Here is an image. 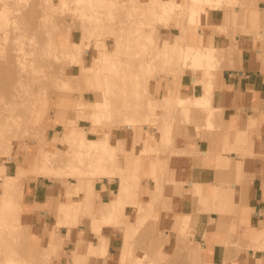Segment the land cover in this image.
I'll return each instance as SVG.
<instances>
[{
    "label": "rangeland",
    "instance_id": "1",
    "mask_svg": "<svg viewBox=\"0 0 264 264\" xmlns=\"http://www.w3.org/2000/svg\"><path fill=\"white\" fill-rule=\"evenodd\" d=\"M200 1L186 0L187 6H184L177 3L176 0H149V2L145 4L140 3L139 0H0V7L2 8L0 9V27L2 26L5 28V25H7V29L5 28V30L1 27L0 33L2 32L3 34L1 33V35L8 37H6L7 39H4L5 37L3 36L0 38L1 42L3 41L2 39H4V44L2 43V46L5 48L8 46L7 51L4 50L5 48L3 47L0 49L2 50L0 56L4 57L5 51L11 53L10 51L13 48L11 46L14 44L13 42H15L13 46L16 51L13 55H10V60L18 55H23L21 57L26 60L25 62L29 60L23 66V69L33 70L34 67L40 71L37 73L38 71L36 72L34 69L36 72H34L35 76H30L29 78L32 77L30 84H28V86L25 85L27 89L29 88L34 92L31 91V93L29 89L26 90V88L23 87L25 88L26 95L29 94L27 98L31 95L32 98H35L37 103L33 98L34 101L31 100L32 104H28L29 107L26 108L28 105L25 103L26 109L22 107L23 105H19L20 110L24 108L21 112V120H19L18 117L12 120L9 118L0 120V126L14 124V122H16L18 126L11 134L8 133L10 134L9 136L6 133L7 135L5 134V136L7 137H2L4 133H0V138L2 137L0 139V195H2V190L5 186L9 188V190L6 187L4 188L5 192L8 190L6 193L12 192L13 195H17L14 197L11 193L12 196L7 194V204H3L7 206L3 208V205H0V208L2 207L3 210L7 211H4V214H6L5 216H9L5 218L4 214H0V225L1 221L4 223L6 221L8 224L2 223L3 226H1L0 231L2 227L4 229V225L8 227H11L10 225L13 227L20 225L19 227L16 226V230L15 228L13 229V227H11V230L5 227V229L8 228L9 230L6 229L0 232V259H3H1L0 264H11L10 259H14L13 257L19 260L16 261L14 259L17 264L18 262L19 264H54V258L57 256L56 249L62 248L64 243L61 235L57 232L58 229L63 225L72 229V227H76L80 223L87 224L89 220V229L94 233H99L102 237H106L102 233L104 226H122L125 230V238L119 250L123 251L124 249L127 255L123 260L119 261L118 250L117 255L110 257L109 255H99L95 258L94 262L91 261V263H87L88 260L94 258V256L88 252L90 246H87L85 253H79L76 247L72 252H65V256L71 253V264H107L109 259V264H206L201 259V245L195 243L193 240L194 231L191 228L192 226L189 219L184 223L181 231L177 235L172 237L166 235L163 217L160 214V211L166 210L167 202V199L163 196L164 186L169 183V178H162L165 176V167L161 165L159 161H152L148 175V177L151 178H137V173H143V169H141V161L143 158L147 159L152 155L160 157L169 152L171 141L176 135L173 134L174 129L177 132L185 125H192L194 127V125L200 124L199 130L194 127V131L197 136L202 137L206 130H212L218 125V116L216 117L218 113L212 106L213 80L211 83V80L208 79L210 76L208 73L214 75L216 69L219 67L217 64L219 50L216 47L201 48L198 46L193 48L186 46V50H188V47L189 51L192 50V52H190L192 54H190L189 57L187 56L188 60H186L185 54L188 51H184L185 47L182 48L185 45L183 37H181L182 40L176 39L177 41L181 40V45L178 46L179 43L175 38L172 39L173 36H169L171 33H169L170 31L167 29H172L176 25H179L182 27V31L184 29L186 30L187 26H192L193 30H197L199 29V25H201L200 23L207 22L212 9L222 8L226 11L234 12L235 7L240 6V9L243 10L245 14H248L253 8L248 5L250 0H210L212 5H219L218 7L213 5L215 8L210 7L212 5L209 4L210 2H207L208 0H206L208 4H205L206 2L202 3V0ZM256 1L258 2L259 0ZM93 2L97 4L93 5ZM98 3H100V5H98ZM200 3H202V6L205 4L204 7H208V10L205 11L203 7H197L198 5L196 4L200 5ZM24 7H26V9ZM197 9H203L202 12L205 15H202L203 13L200 12V10L199 13L196 12L198 11ZM26 10L29 13L25 12ZM162 11H165L166 14L161 13ZM23 13L26 14L25 18L24 16L20 17ZM30 13L31 16H29ZM71 13L74 15L76 13L86 15L94 14V17L91 15L90 18H95L94 20L97 21L98 24H95V22H93L94 20L90 21L87 18H83V20L82 17L80 18L79 14L75 15L73 18V14L71 15ZM169 15L171 17H169ZM199 15H202L201 18H199ZM26 16L28 19H26ZM203 16L206 18L205 22L197 20H204L205 18H203ZM22 18L23 20L26 19L24 20L25 22ZM192 18L195 21H193ZM156 19L158 20L156 21ZM136 20H138V22ZM13 21L16 22H14L16 25L12 23ZM82 22H87L84 23V26L88 24L86 28H83L84 26L81 28ZM18 23H20L19 26H23H21V28H24V33L22 29L18 28L19 26L17 27ZM23 23H26V25ZM10 24L11 26L9 27L8 25ZM113 24H116L115 28ZM143 24L145 27H143ZM12 25L14 26L13 29ZM95 25H98L97 29ZM133 25L139 27L136 26V28ZM15 26L23 33L22 35ZM104 26L106 30L108 28L107 31ZM110 26L113 29H111ZM162 26L165 28L167 27V29H162L164 28ZM55 27L56 29H54ZM158 28L161 32L162 30L168 31L167 34H169L165 35L166 39H159V41L166 40L167 43L162 42L161 44V41H158L157 38H159L160 35ZM43 29L46 32L42 31L41 34V30ZM79 29L81 30V36L83 35L85 38L80 37L81 41L79 39ZM84 29L86 32L83 31ZM7 30L8 32H5ZM33 30L35 32V34H33L35 36L33 39L34 42L35 40L39 42L40 40L38 39H41L40 37L50 39L49 42L48 39L42 38L45 41L42 42V40L41 42L46 44L42 46L41 42H39L41 44L37 42L39 44V49L43 46V48L46 49L45 51L41 48L42 51L45 52L44 56L41 49H36L38 45L36 46L32 43V37L34 36H30L31 41L27 39L29 38L27 36L29 34L31 35ZM144 31H147V34L144 33ZM7 33H9V35H6ZM13 33H15V35L19 33L17 35L20 36L27 34L25 35L27 38L21 37L22 40H27L23 41L24 44H22L23 42L21 39L17 41V43L15 41L16 39L11 41L13 37L16 38ZM36 33H38L37 35L39 36L37 39L36 37L38 36H36ZM45 34L48 36H45ZM49 34H51L52 38ZM20 36L17 38H20ZM78 40L80 46L76 47L73 44H75V42L77 43ZM173 40L176 41L174 43L176 46L173 45ZM5 41L8 43L6 44ZM28 41L29 44L36 47L31 45L33 47L32 49ZM157 41L164 47L158 46ZM170 41L172 44L170 43L171 45L168 46ZM9 42L12 44H9ZM26 42L28 48L25 46ZM110 42H113V46L111 47L115 49L108 47V43ZM130 42L131 44L129 45ZM23 46L26 48L25 50L21 48ZM171 46L173 48H171ZM86 47H88L87 50H85ZM29 48L31 49V53L30 51H26L29 50ZM198 48L200 50L203 49V53H199L200 50H198ZM20 49H22L23 52H29L30 56L26 53L28 58H25L26 56L22 54L23 52H21ZM19 50L21 54H19ZM38 51H41V53H38ZM196 51L199 54L196 53ZM12 52H14V49ZM9 53L5 54V58ZM193 53L196 54L195 57L198 58L197 60L199 63H202L203 59L205 63L208 61L207 65L201 66L203 69L211 63L213 66H208L209 68H205L206 70L193 69L195 66H192V61L196 59L195 57L194 59L192 58L191 55H193ZM180 54H184L183 58L185 60L179 59L180 56H183ZM187 54H189V52ZM200 54H203L202 57ZM39 55H42V59L39 58ZM149 55H151V57ZM173 55H176L174 61L180 64H176L173 61ZM13 56L15 57L13 58ZM203 56H205V58ZM145 57L147 61H143ZM207 57H210L212 60ZM5 58H3V61H1L2 58H0V64H3ZM32 59L37 62L32 61ZM189 59L192 60H190L192 62L191 64ZM205 59L208 60L206 61ZM6 60H8V57ZM180 60L184 61L183 64L185 65L181 64L182 61ZM170 61L174 62L171 63L172 65L175 64L173 67H171ZM46 62H49L46 65H49L48 67L44 66ZM163 63L165 64L164 67ZM144 64L148 65L143 66ZM187 64L193 67L192 72L195 75L198 73L200 75V73H202L200 77L195 79V85L202 89V93L194 97L178 93L177 97L174 99L172 97H158V87L153 88L154 80L158 78V76L163 80L167 79L169 76H171L173 80H179L182 72L190 67H187ZM3 66L0 65L2 70L6 71L8 69L6 68V62L4 69ZM201 67H197L196 64V68ZM1 68L0 71L3 72ZM8 71L10 72L8 73ZM6 72L8 77L5 73L4 75L6 77L2 74L3 80L6 79V81H8L7 79L13 75V71L8 69ZM176 73H178V76ZM10 79L12 80V78ZM211 79L213 78L211 77ZM26 81L27 80L24 82L26 83ZM26 95H24V97ZM21 98L22 97L19 99L18 97L16 102L20 103V101L26 99L28 103L29 98L27 99L25 97L22 98V100ZM196 101H200L199 107L196 105L194 107ZM41 104L44 106L41 110L43 122L42 124L40 122V126L39 124L36 126L32 114H34V106H41ZM80 106L83 107L81 112L78 110ZM94 112L98 114L104 112L107 117L103 122H99L98 124L94 122L90 123V119L94 120ZM59 113H63L69 120L56 119ZM57 123H62L64 127L56 128ZM70 124L75 125L76 128L82 132L68 127L67 125ZM145 126L148 127V131L145 132L144 146L140 148L135 142L130 153L126 152L120 140H113L110 133H104L109 130L127 127L133 128L135 132L137 129H143ZM153 128H157L159 132L158 135L152 134L151 131ZM70 133H72V139L67 144H62L61 141ZM243 138L242 135L239 136L240 142H242ZM109 139H111L112 143H109V146L105 147L104 145ZM107 148H109V151L115 148L118 149L119 155H124L127 159L125 162L127 161V163H129L131 159L133 172L130 173L126 165L125 169L129 172L126 173L124 169L120 167V161L115 162L116 159L112 160L114 158L110 157L111 155L108 154ZM135 164H137L138 169L135 168ZM116 175H119L121 180L118 190L120 191L123 185H125L126 188L121 195L117 193L116 197L111 202L102 203L99 209V218H96L93 214L94 184L104 176L113 177ZM40 176L49 178L57 184L67 185V195L70 192V188H74L75 185L79 187V191L74 196H71L67 202H59L56 205V223L49 229H45L42 233L43 239L38 240L32 233L31 220L25 216L23 199L25 185H28L31 181L36 180ZM4 179L8 180V182L11 181L12 184H16V186H14L17 191L11 184H9L11 188L7 186L8 182L5 183ZM148 179H151L154 184L152 185L149 183ZM143 180H147V183L143 184ZM236 182L238 183L239 180ZM198 186L199 185H196L195 189L198 188ZM12 188L14 190H12ZM218 192L219 189H216L213 193L214 200L220 199L221 195L224 194V191L220 190L219 196L216 198ZM146 194L149 196L150 200L143 202L140 196L144 195L145 197ZM9 196L13 197V200L15 198L17 199L13 201ZM1 199L2 198H0V200ZM145 200L147 199L144 198V201ZM17 202L20 203L18 207L17 204L15 207L19 208L18 210L14 209L15 203ZM9 207L18 212L19 218L16 212L17 218L15 217L14 211L10 210ZM3 210L0 212L3 213ZM12 215L18 221L12 218ZM81 220H83V222ZM21 226L24 230L21 229ZM23 231L25 233H23ZM12 232L13 234L11 235ZM2 234L6 238L2 237ZM231 235H236V237H239V241H241V243L237 241L235 245L237 249H264V244L257 245L255 243V236L260 235L264 238V227L247 230L244 233V237L247 240L235 230L231 231ZM12 236L16 238L13 239ZM7 237H9L10 240H8ZM19 239L21 243L22 240H24V243L20 244ZM69 242L70 241L66 242V244ZM14 245H18V247ZM25 246H27V248H25ZM23 252H25V254ZM194 252L195 254L198 252L199 255H195ZM21 255H23V258ZM196 256L199 257V259ZM19 257H21V261L18 259ZM22 259H25V261H22ZM114 259L115 261H113Z\"/></svg>",
    "mask_w": 264,
    "mask_h": 264
},
{
    "label": "crops",
    "instance_id": "2",
    "mask_svg": "<svg viewBox=\"0 0 264 264\" xmlns=\"http://www.w3.org/2000/svg\"><path fill=\"white\" fill-rule=\"evenodd\" d=\"M139 2L145 4L149 0ZM176 2L186 5V0ZM248 5L253 8L248 14L240 6H236L234 12L212 9L207 23L199 25L197 30L187 26L184 34L179 25L169 28L175 39L183 36L185 46L216 47L219 50V67L215 71L212 93L218 125L206 130L204 138L195 134L192 125H185L177 132L174 129L176 135L169 152L160 157L143 158V173H137V178H151L148 175L152 161H159L165 167L162 178H169V183L164 186L163 196L167 202L166 210L160 214L166 235H177L189 219L194 231L193 240L201 245V259L206 264H264V249H237L235 245L239 237L231 235L235 230L246 239L244 233L247 230L264 227V6L256 0H250ZM166 31H162L163 37L167 35ZM108 44L109 48L115 49L111 47L113 42ZM198 76L191 69H185L179 80H173L171 76L163 80L158 76L153 88L158 87L160 98L174 99L178 93L198 96L202 93V89L195 85ZM57 118L69 120L63 113ZM59 127L64 125L57 123L56 128ZM146 131L147 126L135 132L127 127L104 133H110L113 140H120L130 153L135 142L140 148L144 146ZM151 132L159 134L157 128ZM240 135L244 137L242 142ZM125 160L126 157L121 155L120 167L129 173L125 169L127 165L132 173L131 159L129 163ZM120 181L119 175L104 176L96 181L94 217L99 218L102 203L111 202L116 197ZM148 182L154 184L151 179ZM142 183L146 184L147 180ZM196 185H199L197 190ZM67 188V185L43 176L25 185L24 212L31 220L36 239H43L44 230L56 223V205L69 200ZM216 189H219L216 198L220 190L224 191L218 200L213 198ZM140 198L143 202L150 200L147 194ZM89 221L72 227L69 238L66 237L68 226L58 229L64 243L62 248L56 249L54 264H71V253L65 256V252H72L77 247L85 253L90 241L96 240L89 229ZM124 231L122 226L103 227L102 233L109 241V257L117 255L122 247Z\"/></svg>",
    "mask_w": 264,
    "mask_h": 264
},
{
    "label": "bare ground",
    "instance_id": "3",
    "mask_svg": "<svg viewBox=\"0 0 264 264\" xmlns=\"http://www.w3.org/2000/svg\"><path fill=\"white\" fill-rule=\"evenodd\" d=\"M197 1H198V0H197ZM199 1H200V0H199ZM200 2H201V1H200ZM204 2H206V0H202V3H204ZM207 2L209 3L210 0H208ZM207 2H206L205 4H208ZM259 2H260L261 4H263V6H264V0H259ZM202 3H200V5H199V4H196V5H198L197 7H199V8H202V7H203L205 11L208 10V9H207L208 7H206V8L204 7L205 4H203L204 6L201 5ZM94 4L96 5L97 3L93 2V5H94ZM209 4H211V2H210ZM98 5H100V3H98ZM211 5H212V4H211ZM213 5H215V4H213ZM213 5L210 6V7H214ZM216 6H217V5H215V7H216ZM218 6H219V5H218ZM218 6H217V7H218ZM195 7H196V6H195ZM215 7H214V8H215ZM24 8L26 9V7H24ZM0 9H2V8L0 7ZM25 9H24V10H25ZM24 10H23V11H24ZM197 10H198V11H196V12L199 13V10H200V12H202L203 9H202V10H201V9H197ZM25 12L29 13L27 10H26ZM25 12H24V13H25ZM24 13H23V14H24ZM161 13L166 14L165 11H164V12L162 11ZM198 13H197V14H198ZM202 13H203V12H202ZM23 14H21L20 17L24 16V18H25V15H26V14H24V15H23ZM72 14H73V13H71V15H72ZM77 14H79V15H80V18L82 17V19H83V18H84V19L87 18V19H89L90 21H92V20L95 19V18H93V17H94V14H91V15L93 16V17H92L93 19L90 18V17H91L90 14H89V15H86V14L76 13L75 15H77ZM28 15H29V14H28ZM73 15H74V14H73ZM73 15H72V17L74 18L75 15H74V16H73ZM79 15H78V16H79ZM202 15H205V14L203 13ZM202 15H201V16H202ZM29 16H31V13H30ZM201 16L199 15V18H201ZM20 17H19V18H20ZM69 17H71V16H69ZM169 17H171V16L169 15ZM157 18H158V17H157ZM194 18H195V17H194ZM203 18H205V17L203 16ZM20 19H21V18H20ZM26 19H28L27 16H26ZM26 19H24V20H26ZM75 19H77V18H75ZM82 19H81V20H82ZM84 19H83V20H84ZM146 19H147V18H146ZM146 19H145V20H146ZM192 19H193V18H192ZM22 20H23V18H22ZM24 20H23V21H24ZM71 20H72V18H71ZM89 20H88V21H89ZM157 20H158V19H156V21H157ZM170 20H172V19H170ZM195 20H196V18H195ZM195 20L193 19V21H195ZM197 20H202V21L205 22V21H206V18H205L204 20H203V19H197ZM17 21L19 22L18 19H17ZM20 21H21V20H20ZM23 21H21V22H23ZM136 21L138 22V20H136ZM136 21H135V22H136ZM147 21H148V20H147ZM149 21H151V20H149ZM202 21H200V22H202ZM14 22H15V21H13L12 23H14ZM24 22H25V21H24ZM79 22H80V21H79ZM93 22H95V24H98L97 21H95V20H94ZM140 22H141V20H140ZM144 22H145V21H144ZM151 22H152V21H151ZM197 22H198V21H197ZM15 23H16V22H15ZM15 23H14V24H15ZM61 23H62V22H61ZM82 23H83V24H82ZM82 23H81V24H82V25H81V28L84 26V23H87V22H82ZM88 23H89V22H88ZM90 23H91V22H90ZM205 23H207V22H205ZM14 24H13V25H14ZM19 24H20V23H18L17 27L19 26ZM23 24L26 25V23H23ZM91 24H93V23H91ZM116 24H117V23H116ZM116 24H113V25H114V28H115V25H116ZM134 24H135V23H134ZM144 24H146V23H144ZM144 24H143V25H144ZM147 24H148V23H147ZM151 24H152V23H151ZM200 24H204V23L202 22V23H200ZM13 25H12V29L14 28ZM15 25H16V24H15ZM68 25H69V24H68ZM71 25H72V24H71ZM86 25H88V24H85V26H84L83 28H86V27H87ZM138 25H139V24H138ZM6 26H7V25H5V28H6ZM8 26L10 27L11 24L8 25ZM21 26H22V25H21ZM21 26H19L18 28L22 29ZM56 26H58V25H56ZM62 26H63V24H62ZM64 26H66V25H64ZM91 26H92V25H91ZM95 26H96V29H97L98 25H95ZM117 26H119V25H117ZM133 26L136 27L137 25H136V26L133 25ZM140 26H141V24H140ZM149 26H150V25H149ZM149 26H148V27H149ZM166 26H167V25H166ZM1 27H2V26H1ZM1 27H0V29H1ZM22 27H23V26H22ZM69 27H70V26H69ZM88 27H89V26H88ZM110 27H111V26H110ZM137 27H139V26H137ZM137 27H136V28H137ZM143 27H145V25H144ZM143 27H140V28H143ZM148 27H147V29H148ZM162 27H164V26H162ZM2 28H3V27H2ZM5 28H3V29L5 30ZM15 28H16V26H15ZM28 28H29V27H28ZM58 28H59V27H58ZM58 28H57V29H58ZM90 28H91V27H90ZM104 28H105V26H104ZM6 29H7V28H6ZM16 29H17V28H16ZM16 29H15V30H16ZM23 29H24V28H23ZM23 29H22V32H23ZM38 29H39V28H38ZM40 29H41V28H40ZM49 29H51V28H49ZM49 29H48V31H49ZM54 29H56V27H55ZM111 29H113V28L111 27ZM162 29H167V27H166V28L164 27V28H162ZM162 29H161V30H162ZM17 30H19V29H17ZM17 30H16V31H17ZM46 30H47V29H46ZM58 30H59V29H58ZM105 30H106V28H105ZM107 30H108V28H107ZM107 30H106V31H107ZM116 30H117V29H116ZM167 30L169 31V29H167ZM0 31H1V30H0ZM36 31H37V30H36ZM42 31H45V30H44V29L41 30V34H42ZM50 31H52V30H50ZM60 31H61V26H60ZM78 31H79L78 33H79V39H80V37L82 38L83 35L81 36V34H80V33H81V32H80L81 30H80V29H79ZM83 31H85V29H84ZM109 31H110V30H109ZM158 31L160 32V35H161V37H162V32L160 31L159 28H158ZM162 31H163V30H162ZM164 31H165V30H164ZM168 31H166V32H168ZM5 32H8V30L5 31ZM9 32L11 33L10 29H9ZM12 32H13V31H12ZM17 32H18V31H17ZM19 32H20V30H19ZM45 32H46V31H45ZM85 32H86V31H85ZM182 32H183V34H184L185 29H184ZM1 33H2V32H1ZM1 33H0V38H1L2 36L5 37L4 39H7V38H8V37L5 36V35H1ZM23 33H24V32H23ZM23 33L20 32L21 35H22ZM31 33H32L31 35L29 34V35L27 36V37H29V38H27V37L25 36V35H27V34H25L24 36H20V35H17V34H19V33H17L16 35H15V33H13L14 36H16V38L13 37V39H12L11 41H13V40H15V39H16V40H15L16 43H17V41H20V39H21L22 42H23V41H26L27 39H30V41H31L30 36H32L33 34H35L34 30H33V32H31ZM48 33H49V32H48ZM48 33H47V34H48ZM50 33H51V32H50ZM83 33H84V32H83ZM144 33L147 34V31H146V32L144 31ZM144 33H142V34H144ZM169 33H170V32H169ZM169 33H168V34H169ZM2 34H3V33H2ZM37 34H38V33H36V36H38ZM47 34H45V36H46ZM54 34H55V33H54ZM168 34H167V35H168ZM6 35H9V33H7ZM39 35H40V31H39ZM43 35H44V34H43ZM49 35L51 36V34H49ZM153 35H154V34H153ZM160 35H159V38H157L158 41H159V39H166V38H165L166 36H164V37L161 38ZM11 36H12V33H11ZM18 36H20V38H17ZM33 36H34V35H33ZM41 36H42V35H41ZM47 36H48V35H47ZM50 36H49V38H50ZM169 36L172 37L173 35L169 34ZM6 37H7V38H6ZM21 37H23V38L26 37L27 39H23V40H22ZM54 37H55V36H54ZM76 37H77V36H76ZM154 37H155V36H154ZM157 37H158V36H157ZM182 37H183V36H182ZM10 38H11V37H10ZM34 38H35V36L32 37V40H33ZM37 38H39V36L36 37V39H37ZM40 38H41V39H38V40H40L39 42H41L45 37H44V38H43V37H40ZM42 38H43V39H42ZM51 38H52V36H51ZM77 38H78V37H77ZM83 38H84V37H83ZM155 38H156V37H155ZM179 38H180V37H179ZM4 39H2V40H3L2 42H1V39H0V49H2V47H3V46H2V43L4 42ZM45 39H48V38H45ZM53 39H54V38H53ZM84 39H85V38H84ZM84 39H82V40H84ZM167 39H169V38H167ZM170 39H171V38H170ZM172 39H174V37H173ZM183 39H184V38H183ZM175 40H176V39H175ZM178 40H179V39H178ZM181 40H182V39H181ZM181 40H180V41H181ZM6 41H7V40H6ZM6 41H5V42H6ZM9 41H10V39H9ZM44 41H45V40H43L42 42H44ZM48 41L50 42V39H48ZM80 41H81V39H80ZM126 41H127V40H126ZM158 41H157V42H158ZM160 41H161V44H162V42H163V43H167L166 40H163V41L160 40ZM160 41H159V42H160ZM164 41H165V42H164ZM168 41H169V40H168ZM176 41H177V40H176ZM176 41L173 40V42H172L173 45H174V43H175ZM180 41H177L179 44L176 43V44H178V46L181 45V44H180V43H181ZM35 42H36V43H35ZM35 42H34V40L32 41V43H34V45H36V46L38 45L37 48H36L37 50H40L41 48L44 47V46H43V47H40V49H39V44H41L42 42L39 43V42L36 41V40H35ZM37 42H38L39 44H38ZM46 42H47V41H46ZM159 42H158V46H160V47H164L163 45H160ZM7 43H8V42H6V44H7ZM13 43H14V44H12V43L9 42V44H12L11 47H13V48L11 49V51H10V48H9V51H10L11 53L6 52L8 46H6V48L3 47V48H5L4 50H6V51H5V54H6V53H9V54H7V56H6V58L8 57V60H6V58H5V54H4V57H3V56H2V57L0 56V58H2L1 61H3V58H5V59H4L5 61L3 62L4 66H5V62H6V68L12 70L13 73H12V72H11V73L14 75V76H13V75L10 73V74L13 76V77L10 76V78H12V80L9 78V79H7L8 81H6L5 77H6V76L8 77V74H7V72H6L8 69L5 71V70H2V68L0 67L1 70L3 71V72L0 71V77L2 76V77L0 78V93H1V95H0V120H5L6 118H9L10 120H12V119H15L16 117H18L19 120H21V119H22V118H21V112H22V110H24V108H25L26 105H28V104H32L31 100H33V98H34V97L32 98L31 95H30V97H28L29 99L27 98V95L29 96V94L26 95L25 88H26V90L29 89V88L27 89V86H28V84H30L31 78L35 76L34 74H35L38 70L35 69L34 67H33V70L23 69V66L29 61V60H27V62H25L26 60L23 59V57H21V56H23V55L20 56V55L17 54L18 56H16V57L13 56V58H14V57H15V58L10 60V55H13V54L15 53V51H16L15 47L13 46V45H15V42H13ZM73 43H74V41H73ZM77 43H78L79 45H78ZM77 43L75 42V44H73V45H75L76 47H79V46H80V42H79V40L77 41ZM170 43H171V41L169 42V45H168V46H170V45L172 44V43H171V44H170ZM3 44H4V43H3ZM6 44H5V45H6ZM18 44H19V42H18ZM18 44H16V45H18ZM22 44H24V42H23ZM28 44H29V41H28ZM28 44H27V42H26V43H25V46L28 45ZM49 44H50V43H49ZM49 44H48V45H49ZM76 44H77V45H76ZM130 44H131V42L129 43V45H130ZM19 45H20V44H19ZM29 45L31 46L32 44H29ZM42 45H46V44H43V43H42L41 46H42ZM48 45H47V46H48ZM124 45H125V43H124ZM127 45H128V44H127ZM164 45H165V44H164ZM32 46H33V45H32ZM32 46H31V47H32ZM36 46H33V47H36ZM47 46H46V47H47ZM75 46H73V47H75ZM165 46H166V45H165ZM174 46H176V45H174ZM9 47H10V45H9ZM17 47H19V46H17ZM17 47H16V48H17ZM33 47H32V49H33ZM184 47H185L184 51H188V52H189V54H187L188 52L186 53L187 55L185 54V58H186V60H188L187 58L189 57L190 54H192V53H190V52H192V50L189 51V47H188V50H186L187 48H186L185 45H184L182 48H184ZM21 48H23V50H25L26 48H28V46H26V48H25L24 46L21 47ZM124 48H125V47H124ZM171 48H173V47L171 46ZM174 48H176V47H174ZM193 48H196V47H193ZM201 48H202V47H201ZM13 49H14V52H12ZM81 49H82V48H81ZM87 49H88V47H86L85 50H87ZM176 49H177V48H176ZM179 49H180V47H179ZM190 49H192V48H190ZM20 50H21V52H23L22 49H20ZM20 50L18 51L19 54H21ZM37 50H36V52H37ZM43 50L46 51L45 48H43ZM76 50H79V49H76ZM182 50H183V49H182ZM194 50H195V49H194ZM198 50H200V49L198 48ZM26 51H30V53H31V49H30V48H29V50H26ZM26 51L23 52L22 54H24V56H26V53H28L29 56H30V53H29V52H26ZM33 51H35V50H33ZM41 51H42V49H41ZM41 51H38V53H39V52L41 53ZM200 51H201V52H200ZM200 51H199V53H203V49L200 50ZM0 52H2V50H0ZM3 52H4V51H3ZM36 52H35V53H36ZM33 53H34V52H33ZM42 53H43V56H44V53H45V52L42 51ZM151 53H152V52H151ZM184 53H185V52H184ZM196 53H198V52L196 51ZM199 53H198V54H199ZM1 54H2V53H0V55H1ZM28 54H27V55H28ZM198 54H197V55H198ZM35 55H36V54H35ZM180 55H183V56H180V57H182V58L179 57V59L185 60V59L183 58V57H184V54H180ZM193 55H194V56H193ZM193 55H191V56H192V58L194 59V57H195L196 54L193 53ZM200 55H201V54H200ZM202 55H203V54H202ZM202 55H201V57H202ZM204 55H205V54H204ZM32 56H33V54H32ZM37 56H38V54H37ZM41 56H42V55H39V58H40V59H42ZM144 56H145V55H144ZM149 56L151 57V55H149ZM175 56H176V55H173V56H172V57H173V61H174V59H175V58H174ZM177 56H178V54H177ZM187 56H188V57H187ZM191 56H190V58H191ZM35 57H36V56H35ZM150 57H149V58H150ZM152 57H153V56H152ZM172 57H171V58H172ZM198 57H199V55H198ZM203 57L205 58V56H203ZM25 58H28V57L26 56ZM168 58H169V57H168ZM192 58H191V59H192ZM195 58H196V59H194L195 61H192L193 59H192V60L189 59V61L191 60V61L193 62L194 65L192 64V66H195V68H193V67L190 66V64L192 63L191 61H190V64H189V65L187 64V67L190 66V67H191V70H192V68L195 69V70H197V69H198V70H204L205 68L207 69V68L211 67V65L213 66V64L211 63V64H208L209 67L206 66V67H204V69L202 68L203 66L207 65V63H208L207 60L210 59V57H209V58L207 57V58H208L207 60L205 59V60L207 61V63H205L204 59H203L204 62L202 61V63H201V62L199 63L198 60H197L198 58H197V57H195ZM211 58H212V57H211ZM29 59H30V58H29ZM35 59H36V58H35ZM179 59H178V60H179ZM201 59H202V58H201ZM201 59H200V60H201ZM36 60H38V59H36ZM144 60H146V57H145V59H143V61H144ZM169 60H170V58H169ZM169 60H168V61H169ZM178 60H177V61H178ZM182 60H180V61H182ZM200 60H199V61H200ZM210 60H212V59H210ZM210 60H209V61H210ZM1 61H0V62H1ZM32 61H35V60L32 59ZM146 61H147V60H146ZM146 61H145V62H146ZM149 61H150V60H149ZM171 61H172V60H171ZM171 61H170V65H171V67H173V65H175V64L172 65L171 63H174L175 61H174V62H171ZM30 62H31V61H30ZM35 62H37V61H35ZM35 62H34V63H35ZM163 62H164V61H163ZM178 62H179V61H178ZM183 62H184V61H182L181 64H183ZM194 62H197V63H194ZM47 63H49V62H46V64H45V65L43 64V65H44L45 67H48L49 65L46 66ZM50 63H51V62H50ZM146 63H147V62H146ZM168 63H169V62H168ZM175 63H176V62H175ZM185 63H186V62H185ZM198 63H199L200 65H199ZM204 63H205V64H204ZM209 63H210V62H209ZM3 64L1 63L0 65L3 66ZM51 64H52V63H51ZM176 64H180V63H176ZM196 64H197V67H201L202 65H203V66H202L201 68H196ZM146 65H148V64H144L143 66H146ZM164 65H165V64L163 63V67H164ZM183 65H185V64H183ZM183 65H182V67H183ZM4 66H3V69L5 68ZM174 67H175V66H174ZM184 67H185V66H184ZM190 67H188V69H190ZM166 68H167V67H166ZM34 69L36 70V72L34 71ZM38 69H39V67H38ZM173 69H174V68H173ZM175 69H176V68H175ZM206 69H205V70H206ZM40 70H41V69H40ZM9 72H10V71H8V73H9ZM34 72H35V73H34ZM39 72H40V71H38L37 73H39ZM202 72H203V71H202ZM4 73H5L6 76L4 75ZM2 74L5 76V77H4L5 80H3V75H2ZM10 74H9V75H10ZM177 74H178V73H176V75H177ZM198 74H199V73H198ZM201 74H202V73H200V75H199L198 77H200ZM209 74H210V76H209V77L207 76V77H208L209 80H211L210 82L212 83V80H214V77H215L214 75H215V74L213 75V74H211V73H208V75H209ZM33 75H34V76H33ZM132 75H133V73H132ZM211 75H212V76H211ZM30 76H32V77L29 78ZM177 76H178V75H177ZM211 77H212L213 79H211ZM28 78H29V79H28ZM25 80H27V81L29 80L28 83H27V81H26V83H25V82H24ZM11 81H12V82H11ZM23 82H24L25 84H24ZM15 84H17V85H19V86L15 85ZM25 85H27V86H25ZM16 86H17V87H16ZM23 87H25V88H23ZM29 91L31 92V91H33V90L29 89ZM29 91H28V92H29ZM28 92H27V93H28ZM33 92H34V91H33ZM24 93H25V94H24ZM31 93H32V92H31ZM31 93H30V94H31ZM24 95H26L25 97L28 99V103H27V100H26V99L22 100V98H25ZM18 97H19V99H20V97H22V98H21L22 101H20V103H19V102H16V99H17ZM30 98H32V99H30ZM36 99H37V98H36ZM29 100H30V101H29ZM34 100H35V98H34ZM34 100H33V101H34ZM29 102H30V103H29ZM35 102L37 103L36 100H35ZM35 102H34V103H35ZM25 103H26V105H25ZM36 103H35V104H36ZM41 103H42V102H41ZM17 104H18V107H17ZM20 104L23 105L22 107H24L22 110H20V106H21ZM19 105H20V106H19ZM39 105H40V104H39ZM195 105H196L197 107H199V106H200V101H196V103L194 104V107H195ZM27 107H29V105L26 106V108H27ZM43 107H44V106H42V104H41V106H37V105L34 106V111H33L34 114H32V118H33L34 122L36 123V126H37L38 124H39V126H40V122H41V124H42V122H43V118H42V114H41V110L43 109ZM26 108H25V109H26ZM78 110L81 112V111L83 110V107L80 106ZM78 110H77V111H78ZM197 110H198V109H197ZM93 116H94V118H93L94 120H91V119H90V123H91V122H94V123H97V124H98L99 122H103V121L106 119V117H107V115H106L104 112H101V114H98L97 112H94V113H93ZM190 120H191V119H190ZM95 121H96V122H95ZM166 121H167V120H166ZM169 123H171V122H169ZM75 124H76V123H75ZM97 124H96V125H97ZM168 125H169V124H168ZM39 126H38V127H39ZM67 126L70 127V128H73L74 130H76V131H78V132H82V131H79L78 128H76L75 125L70 124V125H67ZM200 126H201L200 124H199V125H194L195 129H198ZM17 127H18V126L16 125V122H14V124H10V125L8 124V125L0 126V133H1V134L4 133V136L2 135V137H7V136H5V134H6V133H7V134H8V133L11 134V133H12ZM83 127H84V126H83ZM107 127H108V126H107ZM89 128H90V127H89ZM91 128H92V127H91ZM198 130H199V129H198ZM1 134H0V135H1ZM7 134H6V135H7ZM10 134H8V136H9ZM97 134H103V133H97ZM2 137H1V138H2ZM1 138H0V139H1ZM71 139H72V133H70L65 139H63V140L61 141V143H62V144H67ZM109 143H110V144L112 143V142H111V139H109V140L106 142V144H105L104 146H105V147L109 146ZM56 145H57V144H56ZM1 146H2V145H1ZM1 149H3V148H1ZM108 149H109V148H107L108 154L111 155V156H110L111 158H114V159H112V160H115V159H116L115 162H116V161H120V157H119L120 155H119V153H118V149H116V148H115V149H111V151H109ZM0 153H1V151H0ZM2 154H3V153H2ZM111 158H110V159H111ZM115 162H114V164H115ZM112 163H113V162H112ZM4 181H5V183L8 182V180H6V179H4ZM15 183H16V182H15ZM9 184H11V186L17 191V189L15 188L16 184H12L11 181L8 182L7 186H10ZM14 185H15V186H14ZM11 186H10V188H11ZM17 186H18V182H17ZM19 186H20V185H19ZM5 187H6V186H5ZM5 187H3V190H2L3 193H2V195H0V198H2V199L0 200V205L7 204V203H6V202L8 201V200H6V199L8 198V197H7V196H8L7 194H10V193H11V194L13 195V193L10 192V191H12V190H14V189L12 188V190L9 191L10 193H6V192L9 190V188L6 187V188H8V190H6V192H5V190H4ZM125 188H126V186L123 185L122 188H121V190H120V191L118 190L117 193H118L119 195H121V193L125 190ZM78 191H79V187H78L77 185H75L74 188H70V192L68 193L67 197L70 198L71 196H74ZM11 194H10V195H11ZM15 194H16V192H15ZM12 195H11V196H12ZM11 196H9V198H10ZM13 196L16 197L17 195H13ZM20 196H21V195H20ZM20 196H19V197H20ZM12 198H13V197H11L10 199H12ZM10 199H9V200H10ZM16 199H17V198H15L14 200H16ZM12 200H13V199H12ZM14 200H13V201H14ZM10 202H11V200H10ZM15 202H16V201H15ZM21 202H22V201H21ZM12 203H13V202H12ZM16 204H17V207H18V204H20V203L17 202V203H15V206L13 205V206H14V209L18 210L19 208H15V207H16ZM8 205H9V203H8ZM5 206H7V205H3V208H5ZM9 208H10V207H9ZM1 209H2V207L0 208V211L3 210V209H2V210H1ZM6 210H7V209H6ZM8 210H9V209H8ZM10 210L14 211V215H15V217H16V214H17V216H18V212H16L15 210H13V209H11V208H10ZM10 210H9V212H10ZM4 211H5V210H3V213L0 212V214H4L5 212H7V211H5V212H4ZM9 212H8V214H9ZM15 212H16V214H15ZM12 213H13V212H12ZM5 215H6V214H4V217H5V218H6V217H9V216H5ZM19 215H20V214H19ZM10 216H11V215H10ZM12 218H14L13 215H12ZM12 218H10V219H12ZM16 218H17V217H16ZM16 218H14V219L16 220ZM18 218H19V216H18ZM1 219H2V218H1ZM15 220H12V221H13V222L18 221V220H16V221H15ZM7 221H8V223H9V220H8V219H7ZM19 221H20V220H19ZM20 222H21V221H20ZM20 222H19V224H20ZM2 223H3V224H7L6 221H5V223H4L3 221H1L0 228H1V226H3ZM17 223H18V222H17ZM11 224H13V223H11ZM22 224H23V223H22ZM7 225H8V224H7ZM9 225H10V223H9ZM15 225H16V224H15ZM10 226L13 227L12 225H10ZM16 226H17V225H16ZM16 226H14L13 229L15 228V230H16V229H17ZM19 226H20V225H18L17 227H19ZM5 227H8V226H5V225H4V229H3V227H2V230H6V229H8V228H10V230H11V227H8V228H6V229H5ZM21 229H22V226H21ZM2 230H1V231H2ZM8 230H9V229H8ZM8 230H7V231H8ZM22 230H24V229H22ZM22 230H21V231H22ZM1 231H0V232H1ZM12 231H13V230H12ZM13 232H14V231H13ZM13 232L11 233V235L13 234ZM16 232H17V231H16ZM16 232H15V233H16ZM2 233H3V232H2ZM6 233H7V232H6ZM18 233H19V232H18ZM21 233H22V232H21ZM21 233H20V234H21ZM23 233H25V232L23 231ZM93 233H94V232H93ZM3 234H4V233H3ZM3 234H2V237L6 238ZM8 234H9V231H8ZM16 234H17V233H16ZM20 234H19V235H20ZM48 234H49V233H48ZM70 234H71V229H69V232H68V234H67V238L70 237ZM94 234H95V236H96V240H91L90 243H89V245H88V246H90V249H89L88 252H89L90 254H92V255L94 256V258L88 260L87 263H88V262L91 263V261L94 262V261H95V258H96L97 256H99V255H101V256H103V255H109V249H110V248H109V241H108V238H107V237H102L99 233H98V234H97V233H94ZM14 235H15V234H14ZM22 235H23V234H22ZM6 236H7V235H6ZM9 237H10V235H9ZM9 237H7L8 240H10ZM12 237H13V236H12ZM17 237H18V235H17ZM19 237H20V236H19ZM0 238H1V235H0ZM10 238H11V237H10ZM14 238H16V237H13V239H14ZM23 238H24V237H23ZM23 238H21V239H23ZM26 238H27V237H26ZM26 238H25V240H26ZM1 240H2V239H1ZM4 240H6V239H4ZM17 240H18V239H17ZM17 240H16V242H17ZM45 240H46V239H45ZM109 240H110V239H109ZM14 241H15V240H14ZM19 241H20V244L24 243V240H22V243H21V240H20V239H19ZM0 242H1V241H0ZM8 242H9V241H8ZM16 242H15V243H16ZM51 242H52V241H51ZM18 243H19V242H18ZM255 243H256L257 245H259V244H264V238H262V236H260V235L255 236ZM11 244H12V243H11ZM25 244H26V243H25ZM2 245H3V242H2ZM0 246H1V244H0ZM3 246H4V245H3ZM14 246H17V247H18V245H14ZM21 247H22V246H21ZM11 248H12V247H11ZM19 248H20V247H19ZM25 248H27V246H25ZM3 249H5V248H3ZM1 250H2V249H1ZM2 251H4V250H2ZM21 251H22V250H21ZM23 251H25V250H23ZM77 251H78L79 253H81V252L78 250V248H77ZM6 252H7V250H6ZM11 252H12V251H11ZM25 252H26V251H25ZM25 252H23V253L25 254ZM14 253H15V252H14ZM16 253H17V251H16ZM16 253H15V254H16ZM5 254H6V253H5ZM24 254H23V255H24ZM194 254H195V252H194ZM196 254H198V252H196ZM196 254H195V255H196ZM1 255H2V253H1ZM13 255H14V254H13ZM19 255H20V254H19ZM23 255H21V257H22ZM126 255H127V253L125 252L124 249H123V251L119 250V259H118V260H119V261L123 260V259L125 258ZM198 255H199V254H198ZM8 256H9V255H8ZM14 256H15V255H14ZM0 257H1V256H0ZM17 257H18V256H17ZM21 257H19L18 259H20ZM30 257H31V256H30ZM196 257H197V256H196ZM13 258L15 259V257H13ZM22 258H23V257H22ZM197 258L199 259V257H197ZM223 258H224V257H223ZM1 259H2V258H1ZM1 259H0V261H1ZM14 259H12V258L10 259L11 264H17L16 261H19V260H17V259H15V260H16V261H15ZM2 260H3V259H2ZM223 260H224V259H223ZM20 261H21V259H20ZM22 261H25V259H24V260L22 259ZM199 261H200V260H199ZM26 262H27V261H26ZM20 263H21V262H20ZM27 263H28V262H27ZM222 263L224 264V262H222ZM18 264H19V262H18ZM21 264H25V263H21ZM92 264H93V263H92ZM165 264H166V263H165ZM167 264H168V263H167ZM225 264H226V263H225Z\"/></svg>",
    "mask_w": 264,
    "mask_h": 264
}]
</instances>
